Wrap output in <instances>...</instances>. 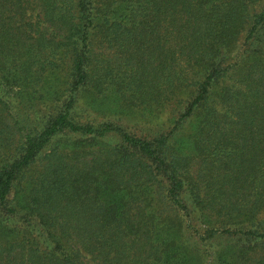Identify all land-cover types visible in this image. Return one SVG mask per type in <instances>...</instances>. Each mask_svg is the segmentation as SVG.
Here are the masks:
<instances>
[{"label":"trees","instance_id":"obj_1","mask_svg":"<svg viewBox=\"0 0 264 264\" xmlns=\"http://www.w3.org/2000/svg\"><path fill=\"white\" fill-rule=\"evenodd\" d=\"M258 1L0 0V264H264Z\"/></svg>","mask_w":264,"mask_h":264},{"label":"rangeland","instance_id":"obj_2","mask_svg":"<svg viewBox=\"0 0 264 264\" xmlns=\"http://www.w3.org/2000/svg\"><path fill=\"white\" fill-rule=\"evenodd\" d=\"M263 7H264V0H259L253 6V9H255V10H261ZM59 76H60V79H62V77H63L62 72H60V75ZM51 78H54V76H51ZM59 80H58V82L54 81L53 83L60 84V81ZM90 113H89V115H91L90 118L95 119L96 122H101V121L105 120L104 116H106V115H104V114H101V113L96 112V111L95 112H90ZM166 119H168V117H167L166 112H165L163 114H160L158 116H155V117L150 118L148 125H144V126H148L147 128H154L155 126H159L161 124H165L166 123ZM129 122L130 121H125L126 125L128 124L127 126H129V127H131L133 124H137V125H139L140 123L143 124L142 123L143 121L138 120V119L135 120V122H130V123ZM37 167H38V165H34V166L31 167V169L37 170ZM203 228H204V226H203ZM205 228H207V227H205ZM187 232L189 233V231H187Z\"/></svg>","mask_w":264,"mask_h":264}]
</instances>
